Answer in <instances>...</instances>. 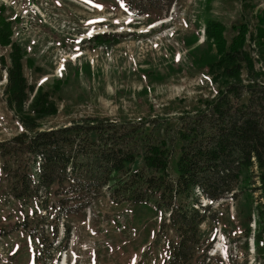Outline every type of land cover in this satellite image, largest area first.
Returning <instances> with one entry per match:
<instances>
[{
    "label": "rangeland",
    "instance_id": "374dc122",
    "mask_svg": "<svg viewBox=\"0 0 264 264\" xmlns=\"http://www.w3.org/2000/svg\"><path fill=\"white\" fill-rule=\"evenodd\" d=\"M260 16L264 0H173L166 12L141 15L117 0H0V22L9 27L8 43H0V142L31 132L25 115L35 130L93 116L138 123L145 131L154 119L175 126L180 114L201 109L224 88L213 64L214 22L227 42L233 24L247 23L244 49L255 80L264 82V47L254 38L264 28ZM102 33L116 35L100 41ZM15 47L21 75L33 87L22 111L5 89ZM38 93L46 95L48 112H32ZM1 165L0 156V264H162L172 238L158 233L162 212L114 203L106 191L81 210L40 211L35 201L12 197ZM59 196L50 195L49 205ZM260 203L255 191L214 205L216 220L201 225L212 242V264H264L254 237ZM24 219L31 220L27 227Z\"/></svg>",
    "mask_w": 264,
    "mask_h": 264
},
{
    "label": "trees",
    "instance_id": "16d2710c",
    "mask_svg": "<svg viewBox=\"0 0 264 264\" xmlns=\"http://www.w3.org/2000/svg\"><path fill=\"white\" fill-rule=\"evenodd\" d=\"M117 1L135 15L166 12L173 3ZM258 22L262 26L264 16ZM214 23L218 29L214 27L213 64L224 81L216 97L195 112L180 114L175 126H158L155 121L160 119H154L147 131L138 123L96 116L35 130L32 117L25 115L23 122L31 132L0 142L1 170L12 197L35 201L40 211L81 210L102 191L114 203L148 204L163 213L158 233L172 234L162 264H212V242L202 235L201 225L216 220L214 205L255 191L264 199V82L255 80L257 72L244 49L248 25L233 24L236 33L227 42L221 25ZM259 32L254 38L264 47V28ZM8 34V23L1 20V44L8 43ZM115 35L102 33L96 38L106 41ZM20 55L15 47L5 89L9 102L22 111L26 91L33 87L21 75ZM45 99L38 93L32 112H48L51 106L44 105ZM50 195L60 196L49 205ZM256 211V250L264 252V203ZM30 221L24 219L21 225L27 227Z\"/></svg>",
    "mask_w": 264,
    "mask_h": 264
}]
</instances>
